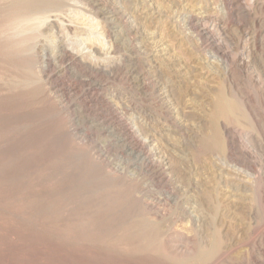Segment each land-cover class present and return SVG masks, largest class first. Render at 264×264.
Segmentation results:
<instances>
[{
    "label": "rangeland",
    "instance_id": "obj_1",
    "mask_svg": "<svg viewBox=\"0 0 264 264\" xmlns=\"http://www.w3.org/2000/svg\"><path fill=\"white\" fill-rule=\"evenodd\" d=\"M121 1L42 0L41 35L19 37L23 2L0 0V264H264V0H137L132 14ZM78 9L110 17L116 49L98 66L55 49L81 50ZM218 91L238 107L219 151L204 142ZM132 122L157 164L139 157Z\"/></svg>",
    "mask_w": 264,
    "mask_h": 264
},
{
    "label": "bare ground",
    "instance_id": "obj_2",
    "mask_svg": "<svg viewBox=\"0 0 264 264\" xmlns=\"http://www.w3.org/2000/svg\"><path fill=\"white\" fill-rule=\"evenodd\" d=\"M42 1V0H21V2H23L24 4V9H23V13L22 15H20V17L16 20V23L14 24V33L17 35V36H24L26 35L28 32L30 31H35V32H38L40 29V27H42L43 25H45V23L49 20V17L47 16V10L44 9L45 7L42 5V7L44 8H41L42 10H46V11H38V12H34V13H31L30 11H33L34 7H37L38 4H40L39 2ZM48 1V0H46ZM207 1V0H206ZM14 3V2H12ZM11 3V4H12ZM106 3V2H105ZM185 3V2H184ZM84 4V3H83ZM119 4V3H117ZM121 9H124L125 13L128 11V12H133V13H136V10H137V0H122L121 1ZM19 5V4H18ZM41 5V4H40ZM231 6V5H230ZM51 7V6H50ZM155 7V6H154ZM89 8H91L89 6ZM233 8V7H232ZM48 9V7H47ZM54 9V8H53ZM156 9V8H155ZM111 10V9H110ZM157 10V9H156ZM195 10V9H194ZM75 11V10H74ZM112 11V10H111ZM151 11V10H150ZM53 12V11H52ZM116 12V11H115ZM232 12V10H231ZM71 13V11H70ZM109 13V12H108ZM194 13H197V12H194ZM226 13V12H225ZM50 14V13H49ZM74 16L77 18V21H80V23L78 24L75 19H74V22H76L77 26L79 25L80 26V36L79 38H81V43H82V48L81 50L78 49L79 51H76L75 50V46L72 47V51H70L68 48H70V45L68 43L65 42V40L63 42H60L59 44L60 45H55V49H62V54H61V58L62 59H66V60H70L72 63H74V65L76 64L77 65H82V64H90V65H96L98 66L99 65V61L101 59V52H103V50H111L113 47H114V44L116 42V40H112V39H115V38H110L109 36L107 37L106 36V25L109 23V18H105V19H102V18H94L92 17V15H88L90 14V11H85L83 9H78L76 10L75 12H73ZM132 14V13H131ZM148 14V13H147ZM229 14V13H228ZM71 15V14H70ZM102 15H107L106 13H102ZM116 15V14H115ZM126 15V14H125ZM129 15V14H127ZM67 16V15H66ZM124 16V14H123ZM122 16V17H123ZM130 16V15H129ZM137 16V15H136ZM163 16V15H162ZM194 16V15H193ZM204 16V15H203ZM227 16V14H226ZM68 17V16H67ZM121 17V16H120ZM149 17V16H148ZM112 18V17H111ZM196 18V17H194ZM204 17H197V21H202ZM209 18V17H208ZM131 21L129 22L130 24V29L133 31L135 30V26H133V21L132 19H134V17H130ZM15 20V19H14ZM63 20V19H61ZM119 20V19H118ZM151 20V19H150ZM113 21V20H112ZM144 21V20H143ZM191 21V20H190ZM73 22V21H72ZM189 22V21H188ZM48 23V22H47ZM46 23V24H47ZM63 23V22H62ZM52 24V23H51ZM55 24V23H54ZM58 24V23H57ZM55 24V25H57ZM65 24V23H64ZM138 24V23H137ZM156 24V23H155ZM192 24V23H191ZM201 24V22H200ZM53 25V24H52ZM75 23L72 25L74 26ZM75 25V26H76ZM46 26V25H45ZM63 27L62 25L58 24V27L57 28H60ZM67 26V25H66ZM76 26V27H77ZM78 26V27H79ZM54 27V26H53ZM77 28V30H79ZM128 27V26H127ZM197 27V26H196ZM44 28V27H42ZM71 29V28H70ZM128 29V28H126ZM217 29V28H216ZM43 30V29H42ZM48 30V29H47ZM64 31H67L68 28L67 27H63ZM130 30V31H131ZM143 30V29H142ZM52 31H55V29H53ZM51 31V32H52ZM57 31V30H56ZM59 31V30H58ZM72 32V30H69ZM127 31V30H126ZM129 31V30H128ZM41 32V30H40ZM38 32L37 35H41V33ZM50 32V33H51ZM61 32V31H60ZM59 32V34H60ZM74 32V31H73ZM78 33V31H76ZM109 32V30H108ZM206 32V31H205ZM32 33V32H31ZM45 33V32H44ZM54 33V32H53ZM52 33V34H53ZM57 33V32H56ZM55 33V34H56ZM144 33V32H143ZM146 33V32H145ZM144 33V34H145ZM213 33V32H211ZM36 34V33H35ZM54 34V35H55ZM116 34V33H115ZM134 34V33H133ZM150 34V33H149ZM153 34V33H152ZM194 34V33H193ZM207 34V33H206ZM210 34V33H209ZM13 35V34H12ZM48 35V34H47ZM57 35V34H56ZM68 36V34H66ZM108 35V34H107ZM129 35V34H128ZM137 35V34H136ZM151 35V34H150ZM156 35V34H155ZM214 35V34H213ZM36 36V35H35ZM49 36V35H48ZM71 36V35H70ZM134 36V35H133ZM138 36V35H137ZM206 36V35H205ZM18 37V38H19ZM30 37V36H28ZM34 37V36H33ZM43 37V36H42ZM45 37V36H44ZM47 37V36H46ZM135 37V36H134ZM139 38H141L142 36H138ZM25 38V37H24ZM51 38V37H50ZM61 38V37H60ZM59 38V39H60ZM64 38V37H63ZM70 38V37H69ZM69 38H67L69 40ZM143 38V37H142ZM148 38V34L146 36V39ZM152 38L153 35H152ZM31 38H29L30 40ZM76 39V38H75ZM117 39V38H116ZM122 39V38H121ZM18 40V39H17ZM54 40V39H53ZM120 40V39H119ZM132 40V39H131ZM134 40V39H133ZM149 40V39H148ZM157 40V39H156ZM211 40V39H210ZM57 41V40H56ZM137 41V40H135ZM155 41V40H154ZM16 42V41H15ZM71 42V41H69ZM73 42V40H72ZM133 42V41H132ZM159 42V41H158ZM35 43V42H34ZM55 43V42H53ZM136 43V42H135ZM140 45L139 48H141L142 46V41L141 42H138ZM154 46L157 45L156 42H154ZM32 44V43H30ZM29 44V45H30ZM74 44V42H73ZM117 45V44H116ZM161 47H163L162 50H160L161 52H164L167 50V46L165 47L164 44H160ZM18 46V45H17ZM15 45V47H17ZM22 46V45H21ZM38 46V44H37ZM131 46V44H130ZM158 46V45H157ZM220 46V45H219ZM51 47V46H50ZM34 48V47H33ZM132 48V47H131ZM156 48V47H155ZM222 48V47H221ZM51 49V48H50ZM113 49H116V48H113ZM137 49V48H136ZM159 48H157L158 50ZM223 49V48H222ZM33 50V49H32ZM140 50V49H139ZM35 51V50H34ZM76 51V53H75ZM142 51V50H141ZM218 51V49H217ZM36 52V51H35ZM106 52V51H105ZM108 52V51H107ZM116 52V51H115ZM219 52V51H218ZM38 53V52H37ZM111 53V52H110ZM108 53V54H110ZM148 53V52H147ZM153 53V52H152ZM175 53V52H174ZM36 54V53H34ZM57 54V53H56ZM139 54V53H138ZM164 54V53H163ZM187 54V53H186ZM23 55V54H22ZM44 55V54H43ZM141 55V54H140ZM143 55V54H142ZM155 55V54H154ZM216 55V54H215ZM222 55V53H221ZM26 56V55H24ZM35 56V55H34ZM116 56V55H115ZM158 56V55H157ZM225 56V55H224ZM247 56V55H246ZM39 57V56H38ZM106 57V56H105ZM105 57L103 59H105ZM109 57V56H108ZM215 57V56H213ZM249 57V56H248ZM30 58V57H29ZM44 58V56H43ZM60 58V59H61ZM112 58V57H111ZM115 58V57H114ZM166 58V56H165ZM207 58V57H206ZM225 58V57H223ZM240 58V57H239ZM37 59V58H36ZM39 59V58H38ZM42 59V58H41ZM45 59V58H44ZM110 59V58H109ZM108 59V60H109ZM157 59V58H156ZM217 59V57H216ZM226 59V58H225ZM35 60V59H34ZM33 60V61H34ZM173 60V59H172ZM223 61V59H221ZM32 61V60H31ZM36 61V60H35ZM107 61V60H106ZM161 62L162 61H165V60H160ZM173 61H176V60H173ZM225 61V60H224ZM39 62V61H38ZM37 62V64H39ZM102 62V61H101ZM110 62V61H109ZM197 62V61H196ZM106 63V62H105ZM172 63V62H171ZM177 63V62H176ZM220 63V62H219ZM224 63V62H223ZM199 64V63H198ZM226 64V63H225ZM72 65V64H71ZM193 65V64H192ZM196 65V64H195ZM213 65H216V64H213ZM212 65V66H213ZM83 66V65H82ZM151 66V65H150ZM168 66V65H167ZM176 66V65H175ZM32 67V66H31ZM39 67V66H38ZM92 67V66H91ZM102 67V66H101ZM161 67V66H160ZM182 71L179 73V76L181 78H184V79H188L189 77H186V75L188 74H192V72L190 71L189 68H187V66H182ZM202 67V66H201ZM235 67V66H234ZM95 68V67H93ZM97 68V67H96ZM193 68V67H192ZM213 68V67H212ZM225 68V67H224ZM33 69V68H32ZM45 69V68H44ZM43 69V70H44ZM155 69V68H154ZM160 69V68H159ZM164 69V68H163ZM189 69V70H188ZM102 70V69H101ZM181 70V69H180ZM93 71V70H92ZM96 71V70H95ZM183 71H185V73H183ZM31 72V71H30ZM40 72V70H39ZM99 72V71H98ZM43 73V72H42ZM157 73V72H156ZM178 73V72H177ZM196 74V73H195ZM207 74V73H206ZM161 75V74H160ZM203 75V74H202ZM210 75V74H209ZM214 75V74H213ZM36 76V75H34ZM51 76V75H50ZM216 76V75H215ZM49 77V76H48ZM195 77V76H194ZM153 78V76H152ZM180 78V79H181ZM209 78V77H208ZM207 78V79H208ZM216 78V77H215ZM218 78V77H217ZM38 80V78H36ZM166 79V78H165ZM183 79V80H184ZM206 79V78H205ZM35 80V79H34ZM33 80V81H34ZM36 80V81H37ZM162 80V79H161ZM188 81V80H187ZM27 83V82H26ZM25 83V84H26ZM180 83V82H179ZM183 83V82H182ZM211 83V82H210ZM31 85V84H30ZM165 85V84H164ZM183 85V84H182ZM185 85V84H184ZM195 86V85H194ZM27 87V86H26ZM170 87V86H169ZM173 87V86H172ZM176 87V86H175ZM32 88V87H31ZM145 88V87H144ZM143 88V89H144ZM50 89V88H49ZM167 89V88H166ZM165 90V89H164ZM175 90V89H174ZM196 90V89H195ZM50 91V90H49ZM168 91V89H167ZM180 91V90H179ZM220 91V90H219ZM218 91V92H219ZM192 92V91H191ZM195 93V92H194ZM161 94V93H160ZM169 94V93H168ZM172 94V93H171ZM170 94V96H171ZM174 94V93H173ZM206 94V93H205ZM162 95V94H161ZM175 95V94H174ZM178 96V95H177ZM192 96V95H191ZM194 96V95H193ZM200 96V95H199ZM202 96V95H201ZM213 97V96H212ZM211 97V98H212ZM188 98V97H187ZM195 98V97H194ZM170 99V98H169ZM178 99V98H177ZM196 99V98H195ZM232 99V98H231ZM229 99L223 92H219L215 99H214V102H213V111H211V114H209L210 116V119H211V123L213 125V132H214V135L208 139H204L205 143L208 144L207 146L211 145V146H214V150L217 149L218 151L219 150H225V147L229 146H225V140L223 139V135H225L224 133L222 134V131L226 130V128L223 126L222 124V121L225 120L228 121V120H231L232 118H235L236 117V114H237V111H238V107L235 105V103ZM90 100V99H89ZM189 100V99H188ZM178 101V100H177ZM195 101V100H194ZM200 101V100H199ZM187 102V101H186ZM207 102V101H206ZM193 103V102H191ZM180 104V103H179ZM182 104V102H181ZM188 104V103H187ZM190 104V103H189ZM208 104V103H207ZM210 104V102H209ZM237 104V102H236ZM170 105V104H169ZM175 105V104H174ZM186 105V104H185ZM195 105V104H194ZM211 106V105H210ZM174 107V106H173ZM183 107V106H182ZM241 107V106H240ZM112 108V107H111ZM176 108V107H175ZM185 108V107H184ZM198 108V107H197ZM173 109V108H172ZM180 109V108H179ZM186 111H182L181 113H179L178 111L175 112L177 113L178 116H176V119H180V120H183V122H185V118L186 120H188L189 118H192L194 117L195 115V110L193 109L192 105L191 106H187L186 108ZM242 110V107L241 109ZM197 112V111H196ZM202 112V111H201ZM199 112V113H201ZM204 113V112H203ZM202 115V114H201ZM122 116V115H121ZM179 116H181V118H178ZM203 116V115H202ZM188 118V119H187ZM199 120V119H198ZM136 121V120H135ZM138 121V120H137ZM151 121V120H150ZM125 122V121H124ZM141 122V121H140ZM182 122V123H183ZM192 122V121H191ZM179 123V122H178ZM198 123V122H197ZM145 124V123H144ZM144 124H141V123H138V122H132V123H124L122 127H124V130L127 129L128 131H130V134H129V137L136 142V145H137V148L139 149V157L141 156L142 159L144 161H146L148 164L150 165H153V163L155 162L157 164V161L158 159H160V157L158 156L160 152H158V148H157V144H156V141L155 139H152L150 138H145V136L143 135L144 132H142L143 130H145V125ZM194 124V123H193ZM199 124V123H198ZM122 125V124H121ZM148 126V124H147ZM178 126V125H177ZM184 126V125H183ZM196 126V125H195ZM201 127V126H200ZM123 129V128H122ZM190 129V128H189ZM198 129V128H197ZM195 130V129H194ZM200 131V130H199ZM228 131V130H227ZM126 132V130H125ZM195 132V131H194ZM212 132V131H211ZM226 132V131H225ZM232 132V131H231ZM227 133V132H226ZM200 134V133H199ZM138 137H136V136ZM228 135V134H227ZM155 136V135H154ZM128 137V136H127ZM128 137V138H129ZM124 140V139H123ZM127 140V139H126ZM157 140V139H156ZM158 141V140H157ZM130 143V142H129ZM131 143H133L131 141ZM162 143V142H161ZM205 144V145H206ZM230 144V143H229ZM161 145V144H160ZM204 145V144H203ZM135 146V145H134ZM127 148V147H126ZM228 148V147H227ZM133 150V149H132ZM227 151V150H226ZM135 152V151H134ZM215 152V151H214ZM222 152V151H221ZM170 153V152H169ZM224 153V151H223ZM227 153V156L228 157H231V153L229 152H226ZM172 154V153H171ZM225 154V153H224ZM138 155V154H137ZM136 155V156H137ZM226 155V154H225ZM165 156V155H164ZM162 157V156H161ZM222 157V156H221ZM226 159V158H225ZM164 160V159H163ZM228 160V159H227ZM142 161V160H141ZM229 161V160H228ZM232 161V160H231ZM159 162V161H158ZM147 164V165H148ZM164 170L166 171H171V163L170 162H164V161H161V164H160ZM152 167V166H151ZM158 167V166H157ZM162 168V169H163ZM169 171V172H170ZM237 171V170H236ZM164 174V173H163ZM167 175V174H166ZM170 176V175H169ZM170 180V179H169ZM199 188V187H198ZM185 195V194H184ZM241 198V197H240ZM168 199V198H167ZM156 201V200H155ZM188 204V203H187ZM164 205V204H163ZM192 209V208H191ZM161 235V234H160ZM214 247V246H213ZM211 249V248H210ZM213 251L216 250V249H212ZM211 251V250H210ZM210 255L209 252H200L198 257H200V259H204V258H207L208 256ZM209 259V258H208Z\"/></svg>",
    "mask_w": 264,
    "mask_h": 264
}]
</instances>
